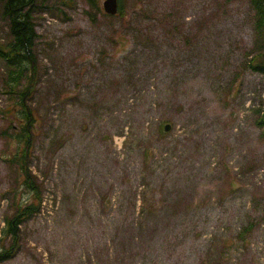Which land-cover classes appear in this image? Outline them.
I'll list each match as a JSON object with an SVG mask.
<instances>
[{
	"label": "rangeland",
	"instance_id": "obj_1",
	"mask_svg": "<svg viewBox=\"0 0 264 264\" xmlns=\"http://www.w3.org/2000/svg\"><path fill=\"white\" fill-rule=\"evenodd\" d=\"M104 1H35L36 71L27 105L36 127L25 168L41 200L16 238L4 232L7 219L33 199L34 189L20 167L23 144L8 112L19 107L5 92L0 59V252L12 250L0 264H138L135 246L118 231L119 213L140 209L138 198L154 176L140 186L131 176L121 185L115 162L126 163V148L139 142L125 145L121 134L123 126L137 124L139 109L147 110L152 143L174 151L184 168L169 173L168 193L145 232L169 231L163 244L157 239L161 248L152 264H264V131L254 111L264 104V76L247 67L255 40L249 1L119 0L117 17L100 12ZM140 12L166 37L159 52L134 35L147 20ZM7 38L0 16V43ZM128 56L146 58L136 71L146 78L137 87L125 86L121 76L131 66ZM226 62L228 75L218 77ZM86 82L74 96V86ZM199 103L209 110L208 129ZM191 115L206 135L185 130ZM166 123L171 128L162 134ZM73 157L82 172L69 173ZM157 161L166 175L168 160ZM122 187L130 191L125 197Z\"/></svg>",
	"mask_w": 264,
	"mask_h": 264
},
{
	"label": "trees",
	"instance_id": "obj_2",
	"mask_svg": "<svg viewBox=\"0 0 264 264\" xmlns=\"http://www.w3.org/2000/svg\"><path fill=\"white\" fill-rule=\"evenodd\" d=\"M35 1L36 0H0V16L5 19L8 27V38L2 44L0 43V59L4 61L7 73V76L4 79L5 92L9 94L12 102L19 107L17 108L16 113L15 107L8 109V112L12 111L13 116H16L14 119H16L15 121L18 127L16 132L19 136L16 135L15 137L19 144H23L22 151L18 156V159L20 161L22 173L26 178L25 184L34 189L33 199L29 201L26 200L22 204L17 205L15 210L16 214L7 219V229L6 231L4 230V232L9 233L13 238L18 236V227L22 219L24 220L27 218L26 215H29L30 217L34 211L38 209L39 202L41 200L40 192L37 191L32 182L28 180L29 170H26L25 168V157L27 158L26 146H29L31 135L34 133V128L36 127V119L33 112L34 110H30L27 105V100L31 93L30 82L32 76L30 71L33 62L35 63L33 70L36 71L37 43L35 42L38 38V34L35 30L36 24L34 22V12L36 10L35 8H38V6H36ZM248 1L253 10L252 31L254 38H252V40H255L254 48L247 52V55L249 56L247 67H250L253 71L264 76V0ZM144 16L147 19L145 24L136 28L134 35L137 40H142L141 43L144 42L146 46H148L149 51L155 49L159 52L163 40L166 37L163 32L158 31L156 27L149 22L150 18L147 14ZM143 47L144 46L142 45V48ZM128 57L131 59V66L128 69H124L121 76L125 79V86L133 84L137 87L138 81L146 78V75H136L138 68L146 63V58L137 59L131 56ZM228 73V63L226 62L219 69L218 77L227 76ZM89 84H91V82H86L83 87H78L80 84H76V86H74L75 91L73 92V95H78L82 92V88L85 89ZM146 84L147 82H141L142 86ZM99 86H101L104 92H108L109 89L106 83L103 82L102 84H99ZM167 87L168 86H164V89ZM214 91H218V88H214ZM92 105L94 107L98 106L97 103H93ZM197 110L202 112L203 117L206 115V121L202 126L208 129L207 127L211 126L209 110L205 107L203 110L200 103ZM254 111L256 112V122L262 126L264 131V104L262 103L257 108H254ZM146 113L147 110L145 109L136 110V115L138 117L137 124L133 123L131 125H127V129H125V126L122 127L121 134L124 135L125 145H128L137 139L139 142L134 148H126L129 157L126 163H121L119 161L115 162V179H117L121 185H123L124 182L131 176L135 179V181H137L139 186L146 175L154 176V180L150 187L143 190L141 196L138 198L140 209L131 212L125 209L119 213V221L122 226L120 230L118 229V231L119 233L125 235L124 237H129V248H131L132 244L133 247L135 246L134 252L139 255V258L136 259L138 260V264H147L148 262L152 264V258L154 259L157 256L154 255V252H159L161 248L160 244H163L166 240L164 237L169 231H160L156 237L153 236V233L151 232H149L150 234H146L145 232L148 229L147 227L150 226V221L153 218H156L151 215L156 213L162 194H166L167 192L169 173L184 171L181 159L172 158L174 151H170L166 147H164V150L162 146H156L152 143L151 136L153 135V130L144 124V115ZM29 119L30 122L28 121ZM148 126L150 127V123H148ZM186 127V131L188 129L194 134H205L206 132L205 128H197L200 127V125L197 123V120L195 124V120L192 115L187 119ZM162 131V134H164V128ZM206 138L208 137L206 136L204 139ZM89 152L90 151L87 153L89 154ZM137 155L138 159L135 157ZM157 160H168L165 165L166 175L163 174L162 170L158 171L159 164ZM150 162H153V164L148 165ZM76 170L80 173L84 169L80 161L76 157H73L71 159V164H69V173H74ZM121 193L123 197H125V195L130 193V191L129 189L122 187ZM77 195L78 194L75 196L73 193V196L76 199ZM166 197H168V195H166ZM103 199L104 204L111 209L114 204L112 196L106 192ZM192 201L193 197L190 198V202ZM132 202H137V197L135 195L132 198ZM159 215L160 213L158 216ZM182 220L183 214H181V222ZM136 226L138 227L137 233H127L129 229H136ZM114 227L117 231V226ZM157 239H161L160 244H158ZM119 242H123V240H119ZM11 252V246L4 247L0 252V261L11 257ZM146 255H150V259L146 260Z\"/></svg>",
	"mask_w": 264,
	"mask_h": 264
},
{
	"label": "water",
	"instance_id": "obj_3",
	"mask_svg": "<svg viewBox=\"0 0 264 264\" xmlns=\"http://www.w3.org/2000/svg\"><path fill=\"white\" fill-rule=\"evenodd\" d=\"M104 6L108 12L114 13L117 9L116 0H105ZM170 127H171V124L167 123V124H165L164 128H165V130H168Z\"/></svg>",
	"mask_w": 264,
	"mask_h": 264
}]
</instances>
